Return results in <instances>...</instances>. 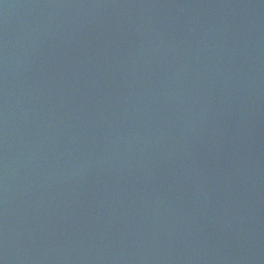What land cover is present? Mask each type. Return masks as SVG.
<instances>
[{
  "label": "water",
  "instance_id": "water-1",
  "mask_svg": "<svg viewBox=\"0 0 264 264\" xmlns=\"http://www.w3.org/2000/svg\"><path fill=\"white\" fill-rule=\"evenodd\" d=\"M0 264H264V0H0Z\"/></svg>",
  "mask_w": 264,
  "mask_h": 264
}]
</instances>
